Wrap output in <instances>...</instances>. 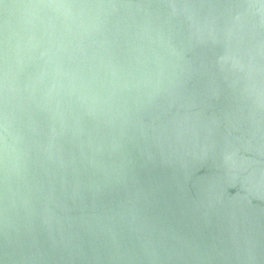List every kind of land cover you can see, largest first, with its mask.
<instances>
[{
  "label": "water",
  "instance_id": "water-1",
  "mask_svg": "<svg viewBox=\"0 0 264 264\" xmlns=\"http://www.w3.org/2000/svg\"><path fill=\"white\" fill-rule=\"evenodd\" d=\"M0 264H264V0H0Z\"/></svg>",
  "mask_w": 264,
  "mask_h": 264
}]
</instances>
